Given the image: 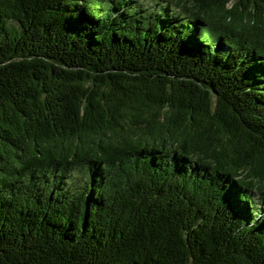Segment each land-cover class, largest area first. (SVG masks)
I'll list each match as a JSON object with an SVG mask.
<instances>
[{"label": "trees", "instance_id": "trees-1", "mask_svg": "<svg viewBox=\"0 0 264 264\" xmlns=\"http://www.w3.org/2000/svg\"><path fill=\"white\" fill-rule=\"evenodd\" d=\"M0 264H264V0H0Z\"/></svg>", "mask_w": 264, "mask_h": 264}]
</instances>
